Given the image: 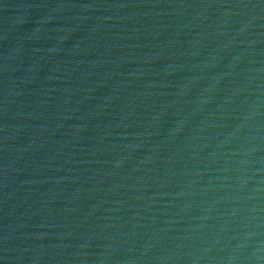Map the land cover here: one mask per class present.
I'll return each mask as SVG.
<instances>
[{
  "label": "water",
  "instance_id": "obj_1",
  "mask_svg": "<svg viewBox=\"0 0 264 264\" xmlns=\"http://www.w3.org/2000/svg\"><path fill=\"white\" fill-rule=\"evenodd\" d=\"M0 264H264V0H0Z\"/></svg>",
  "mask_w": 264,
  "mask_h": 264
}]
</instances>
